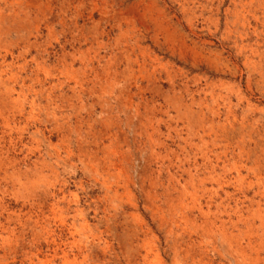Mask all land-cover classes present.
<instances>
[{"label": "rangeland", "instance_id": "374dc122", "mask_svg": "<svg viewBox=\"0 0 264 264\" xmlns=\"http://www.w3.org/2000/svg\"><path fill=\"white\" fill-rule=\"evenodd\" d=\"M263 213L264 0H0V264H264Z\"/></svg>", "mask_w": 264, "mask_h": 264}, {"label": "bare ground", "instance_id": "6f19581e", "mask_svg": "<svg viewBox=\"0 0 264 264\" xmlns=\"http://www.w3.org/2000/svg\"><path fill=\"white\" fill-rule=\"evenodd\" d=\"M32 3H33V2H32ZM35 5H36V3H35ZM44 9H45V8H44ZM47 14H48V13H47ZM49 25H50V24H49ZM63 64H64V63H63ZM128 64H129V63H128ZM105 66H106V65H105ZM84 68H85V67H84ZM127 68H128V67H127ZM89 69H90V68H89ZM89 71H90V70H89ZM92 73H93V72H92ZM93 74H94V73H93ZM150 85H151V84H150ZM127 86H128V85H127ZM126 92H127V91H126ZM158 92H159V91H158ZM191 100H192V99H191ZM177 101H178V100H177ZM191 103H192V102H191ZM174 104H175V103H173V105H174ZM127 105H128V104H127ZM192 105H193V104H192ZM170 106H171V105H170ZM176 106H177V105H176ZM178 106H179V105H178ZM181 106H182V105H181ZM181 106H179V107H181ZM171 107H172V106H171ZM173 107H174V106H173ZM186 107H187V106H186ZM129 108H130V107H129ZM137 108H138V107H137ZM184 108H185V107H184ZM134 109H135V111H136V108H134ZM185 109H186V108H185ZM125 110H126V109H125ZM188 110H189V109H188ZM123 111H124V110H123ZM126 111H127V110H126ZM151 112H152V111H151ZM183 112H184V111H183ZM190 112H191V110H189V113H188L189 115H190ZM146 113H147V112H146ZM176 113H177V112H176ZM186 113H187V112H186ZM212 113H214V112H212ZM133 114H134V113H133ZM148 114H149V113H148ZM203 114H204V113H203ZM127 115H128V114H127ZM130 115H131V114H130ZM130 115H129V116H130ZM136 115H137V114H136ZM152 115H153V113H152ZM183 115H184V114H183ZM201 115H202V114H201ZM150 116H151V115H150ZM191 116H193V115H190V118H191ZM131 117H133V116H131ZM135 117H136V116H135ZM137 117H138V116H137ZM143 117H144V116H143ZM152 117H153V116H152ZM187 117H188V115H187ZM195 117H196V116H195ZM190 118H189V119H190ZM127 119H129V118H127ZM136 119H137V118H136ZM189 119H188V120H189ZM106 120H107V119H106ZM134 120H135V119H134ZM134 120H133V121H134ZM138 120H139V119H138ZM149 120H150V119H149ZM149 120H148V121H149ZM174 120H175V119H174ZM196 120H198V117H197ZM133 121H132V122H133ZM132 122H131V123H132ZM192 122L194 123L195 121H192ZM113 123H114V122H113ZM195 123H196V122H195ZM135 124H136V123H135ZM139 124H140V123H139ZM188 124H189V123H188ZM196 124H197V123H196ZM136 125H137V124H136ZM136 125H135V126H136ZM186 125H187V121H186ZM189 125H191V124H189ZM192 125H193V124H192ZM116 126H117V125H116ZM119 126H120V125H119ZM156 126H157V125H156ZM158 126H159V125H158ZM187 126H188V125H187ZM187 126H186V127H187ZM193 126H194V125H193ZM193 126H192V127H193ZM117 127H118V126H117ZM186 127H185V128H186ZM118 128H119V127H118ZM151 128H152V127H151ZM186 129H188V128H186ZM189 129H190V128H189ZM106 130H107V129H106ZM117 130H118V129H117ZM156 130H157V129H156ZM108 131H109V130H108ZM140 131L142 132V130H140ZM157 132H158V131H157ZM193 132H194V131H193ZM142 133H143V132H142ZM107 134H108V133H107ZM115 135H116V134H115ZM115 135H114V136H115ZM146 135H147V134H146ZM157 135H158V134H157ZM112 136H113V135H112ZM147 136H148V135H147ZM179 137H180V136H179ZM186 137H187V136H186ZM186 137H185V139H186ZM180 138H181V137H180ZM187 138H188V137H187ZM181 139H182V138H181ZM115 140H116V139H115ZM188 140H189V139H188ZM181 141H182V140H181ZM189 142H190V141H189ZM177 143H178V142H177ZM184 143H186V142H184ZM148 145H149V144H148ZM87 147H88V146H87ZM183 148H185V147H183ZM181 149H182V148H181ZM104 150H105V149H104ZM88 151H89V150H88ZM81 152H82V151H81ZM83 153H84V152H83ZM170 153H171V152H170ZM184 153H185V152H184ZM83 155H84V154H83ZM83 155H82V156H83ZM85 156L87 157L88 155H85ZM90 156H91V155H90ZM96 156H97V155H96ZM83 157H84V156H83ZM150 157H151V156H150ZM87 160H88V159H87ZM92 160H93V159H92ZM187 160H188V159H187ZM90 161H91V160H90ZM183 161H185V160H183ZM144 162H145V161H144ZM146 162H147V161H146ZM148 162H149V161H148ZM186 163H187V162H186ZM13 164H14V163H13ZM145 164H146V163H145ZM146 165H147V164H146ZM148 165H149V164H148ZM143 166H144V165H143ZM178 166H179V164H178ZM147 167H148V166H147ZM149 167H150V166H149ZM145 168H146V167H144L143 169H145ZM180 168H181V167H180ZM186 168H187V167H186ZM5 169H6V168H5ZM148 170H149V169H148ZM148 170H147V172H148ZM183 170H184V169H183ZM189 170H190V169H189ZM6 171H7V170H6ZM176 172H177V171H176ZM181 172H183V171H181ZM184 172H185V170H184ZM143 173H144V172H143ZM145 173H146V171H145ZM188 173H190V172H188ZM139 175H140V174H139ZM144 175H145V174H144ZM146 175H147V173H146ZM175 175H176V174H175ZM188 175H190V174H188ZM142 177H143V175H142ZM169 177H170V176H169ZM174 177H175V176H174ZM140 178H141V176H140ZM144 178H145V177H144ZM144 178H143V179H144ZM149 178H150V177H149ZM146 179H148V177H146ZM152 179H153V177H152ZM140 180H141V179H140ZM148 180H150V182H151V179H148ZM148 180H147V181H148ZM173 180H174V179H172V181H173ZM179 180H180V179H178V181H179ZM181 180H182V179H181ZM183 180H184V179H183ZM141 181L144 182L143 180H141ZM168 181H170V180H168ZM142 182H141V183H142ZM145 182H146V181H145ZM174 182H175V181H174ZM148 183H149V182H148ZM185 183H186V181H185ZM185 183H184V184H185ZM149 184H150V183H149ZM154 184H155V183H154ZM154 184H153V182H152V185H153V186H154ZM156 184H157V183H156ZM178 184H179V183H178ZM150 185H151V184H150ZM161 185H162V184H161ZM142 187H143V185H142ZM142 187H141V188H142ZM146 187H147V186H146ZM149 187H151V186H148V188H149ZM171 187H172V186H171ZM173 187H174V186H173ZM186 187H187V186H186ZM144 188H145V187H144ZM148 188H147V190H148ZM154 188H155V187H154ZM161 188H162V187H161ZM145 189H146V188H145ZM170 189H171V188H170ZM173 189H174V188H173ZM150 190H151V189H150ZM153 190H155V189H153ZM159 190H160V189H159ZM182 190H183V189H182ZM142 191H145V190H142ZM145 192H146V191H145ZM164 192H165V191H164ZM166 192H167V191H166ZM173 192H174V191H173ZM175 192H176V191H175ZM55 194H56V193H55ZM165 194H166V193H165ZM51 195H52V194H51ZM51 195H50V196H51ZM41 196H42V195H41ZM50 196H49V197H50ZM53 197H54V196H53ZM58 197H59V196H58ZM60 198H61V197H60ZM148 198H149V197H148ZM150 198H151V197H150ZM167 198H168V197H167ZM51 200H52V199H51ZM54 200H55V199H54ZM57 200H59V199H57ZM147 200H148V199H147ZM167 200L169 201V199H167ZM149 202H150V201H149ZM169 202H171V201H169ZM55 203H56V202H55ZM151 203H152V202H151ZM169 204H170V203H169ZM173 204H174V203H173ZM29 205H30V204H29ZM150 205H151V204H150ZM167 205H168V203H167ZM216 206H218V205H216ZM236 206H237V205H236ZM26 207H27V206H26ZM171 207H173V206H171ZM197 207H198V206H197ZM32 208H33V207H32ZM198 208H199V207H198ZM153 209H154V208H153ZM33 210H34V209H33ZM40 210H41V209H40ZM47 210H48V209H47ZM240 210H241V209H240ZM166 211H167V210H166ZM235 211H236V210H235ZM237 211H238V210H237ZM60 212H61V211H60ZM51 213H52V212H51ZM232 213H233V212H232ZM2 214H3V213H2ZM32 214H33V213H32ZM32 214H31V215H32ZM263 214H264V213H263ZM263 214H262V215H263ZM5 215L7 216V214H5ZM28 215H29V214H28ZM31 215H30V216H31ZM40 215H42V214H40ZM40 215H38V216H40ZM232 215H234V214H232ZM258 215H260V214H258ZM10 217H11V216H10ZM33 217H35V216L33 215ZM33 217H31V218H33ZM41 217H42V216H41ZM71 217H72V216H71ZM180 217H181V216H180ZM241 217H242V216H241ZM8 218H9V217H8ZM8 218H7V219H8ZM25 218H26V217H25ZM38 218H39V217H38ZM235 218H236V217H235ZM238 218H239V217H238ZM238 218H237V219H238ZM257 218L259 219L258 216H257ZM237 219H236V220H237ZM5 220H6V219H5ZM26 220H28V218H27ZM26 220H25V221H26ZM30 220H31V219H30ZM160 220H162V218H161ZM240 220H242V219H240ZM259 220H260V219H259ZM262 220H263V219H262ZM9 222H10V221H9ZM12 222H13V221H12ZM26 222H27V221H26ZM28 222H29V220H28ZM259 222H260V221H259ZM13 223H14V222H13ZM32 223H33V222H32ZM38 223H39V222H38ZM159 223H160V222H159ZM162 223H163V222L161 221V224H162ZM242 223H244V220L242 221ZM245 223H246V222H245ZM14 224H15V223H14ZM22 224H23V223H22ZM33 224H34V223H33ZM237 224H238V223H237ZM16 225H17V224H16ZM18 225H20V224L18 223ZM23 225H24V224H23ZM25 225H26V223H25ZM28 225H29V224H28ZM230 225H231V224H230ZM234 225H235V224H234ZM232 226H233V225H232ZM63 227H64V226H63ZM220 227H221V226H220ZM32 228H34V227H32ZM3 229H4V228H3ZM24 229H25V228H24ZM218 229H219V228H218ZM226 229H227V228H226ZM31 230H32V229H31ZM64 230H65V229H64ZM221 230H222V229H221ZM258 230H259V229H258ZM263 230H264V229H263ZM219 231H220V230H219ZM22 232H23V231H22ZM32 232H33V231H31V233H32ZM221 232H222V231H221ZM224 232H225V231H224ZM258 232H259V231H258ZM135 233H136V232H135ZM169 233H170V232H169ZM255 233H256V232H255ZM260 233H261V232H260ZM69 235H70V234H69ZM219 235H220V234H219ZM222 235H223V234H222ZM230 235H231V234H230ZM261 235H263V234H261ZM223 236H224V235H223ZM252 236H253V234H252ZM263 236H264V235H263ZM254 237H255V236H254ZM258 237H259V236H258ZM260 237H261V236H260ZM246 239H247V237H246ZM248 239H250V238H248ZM226 240H227V239H226ZM176 241H178V239H176ZM221 241L223 242V240H221ZM234 241H236V240H234ZM234 241H233V242H234ZM249 241H250V240H249ZM256 241H258V240H256ZM263 241H264V240H263ZM178 242H179V241H178ZM224 242H225V241H224ZM59 243H60V242H59ZM62 243H63V242H62ZM179 243H180V242H179ZM219 243H220V241H219ZM226 243H227V242H226ZM231 243H232V242H231ZM262 243H263V242H262ZM53 244H54V243H53ZM64 244H65V243H64ZM64 244H63V245H64ZM177 244H178V243H177ZM251 244H252V243H251ZM260 244H261V243H260ZM57 245H58V244H57ZM229 245H230V244H229ZM262 245H263V244H262ZM64 246H65V245H64ZM232 246H233V245H232ZM235 246H236V251H237L238 255L241 256V259H243L241 253H242L243 251H245V250H243V249H246V248H243L242 244L239 243V242H238L237 244H236V242H235ZM247 246H248V247H247ZM249 246H251L250 243H247L246 247L249 248ZM57 247H58V246H57ZM226 247H227V246H226ZM261 247H262V246H260V248H261ZM263 247H264V246H263ZM260 248H259V249H260ZM57 249H58V248H57ZM59 249H60V248H59ZM229 249H230V247H229ZM250 249H251V248H250ZM255 249H257V248L255 247ZM248 250H249V249H248ZM236 251H235V252H236ZM252 251H254V250H252ZM186 252H187V251H186ZM237 253H236V254H237ZM249 253H250V252L248 251V254H249ZM257 253H258V252H257ZM245 255H246V254H245ZM253 255H254V254H253ZM255 255H256V257H258V254L255 253ZM237 257H238V256H237ZM243 257H244V256H243ZM249 261H253V260H249ZM253 262H254V261H253ZM259 262H260V261H259ZM249 263L251 264L252 262H249ZM237 264H238V263H237Z\"/></svg>", "mask_w": 264, "mask_h": 264}]
</instances>
